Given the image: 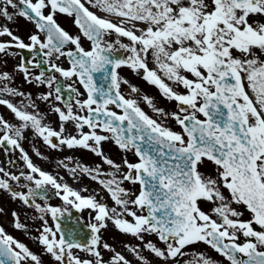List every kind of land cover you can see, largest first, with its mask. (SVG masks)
Wrapping results in <instances>:
<instances>
[{"label": "snow or ice", "instance_id": "6c2138e0", "mask_svg": "<svg viewBox=\"0 0 264 264\" xmlns=\"http://www.w3.org/2000/svg\"><path fill=\"white\" fill-rule=\"evenodd\" d=\"M58 14L73 18L80 35L66 31ZM17 18L34 26L26 38L9 27ZM0 19L7 22L0 56L19 58L11 71L7 59L0 66V106L16 120L0 115V151L19 152L24 165L8 159L0 166V191L35 213L40 226L29 238L41 249L0 225V264H43L44 255L52 264H218L190 254L198 243L227 264H264V0H0ZM122 68L155 86L174 110L158 107ZM17 74L46 91L33 99L13 86ZM37 100L58 128L45 123ZM29 131L53 150L98 157L94 166H70L72 157L58 166L74 182L100 185L111 205L100 191L85 195L87 187L34 164L22 146ZM105 143L123 153L120 163ZM50 191L62 206L48 202ZM70 208L89 213L86 242L60 223ZM11 218L15 230L29 233L17 211ZM109 223L139 241L124 245L133 259L103 240Z\"/></svg>", "mask_w": 264, "mask_h": 264}, {"label": "rangeland", "instance_id": "374dc122", "mask_svg": "<svg viewBox=\"0 0 264 264\" xmlns=\"http://www.w3.org/2000/svg\"><path fill=\"white\" fill-rule=\"evenodd\" d=\"M4 23H7V22L4 21L3 19H0V24H4ZM28 25H29V22L25 21L23 18H17L15 23L9 24V27L12 28L17 35H20L21 38H23V36L27 37L26 34H28L29 31H30ZM31 27H32V30H33V25H31ZM124 41L126 42V39ZM5 59L8 60V66L12 69L13 65L18 62L19 58L17 57L15 60H13L11 57H7ZM8 66H7V68H9ZM120 74H121V76L126 78V76L130 77L131 73L120 72ZM24 83L25 82L23 81V77L20 76L19 74H17V77L14 80V85L13 86L20 88V85L24 84ZM136 84L138 86H141V84L139 82H136ZM148 86H149V91H148L147 95L154 99V102H155V104L158 107L163 108L166 111L174 110V107H175L174 102L166 100L160 94L159 90L155 86L150 85V84H148ZM32 87H34L36 89V91H34L35 97L38 96L40 93L46 91V89L44 87H37L34 84L32 85ZM22 91H24V90H22ZM24 92L29 93L27 91H24ZM35 97H33V99H35ZM4 98L12 99L13 103H18V99L17 98H10V97H4ZM138 98H139V96H138ZM36 102L39 105L40 111L47 114V118L45 120V123H49L53 127H57L58 128V123H59L58 119H57L55 114H52V113L48 112L47 104H45V103H43L41 101H38V100ZM141 107L149 115H152L155 118V114L151 111V109H149L143 103V101H141ZM1 109H3V110H1ZM6 109H7L6 107L5 108L0 107V115H3L5 119H7V114H8ZM169 123H170L171 126L175 127L174 122L170 121ZM66 127H67L69 132H72V127L73 126L71 124H68ZM176 130H179V129L176 128ZM26 136H27V138L24 141H22V146H23L24 150L28 153V155L32 154L37 160L40 161V163H39L35 158L31 157V159H32L34 164H36L37 166H42V165L45 164L46 167H47L48 172H50L51 174L54 173V172H56L57 174L60 173L61 176L64 177L65 181L69 180L70 182L74 183L75 187H77V189H80L82 187L89 188V185L86 186V185L82 184L81 181L74 182L70 178V174L68 172H66L62 167L58 166V161L63 160L62 158H65V157L75 158V160L70 163V166H72V164H74L77 161L78 162H82L83 164H85V160L88 157V150L80 149V148H76V149H67V148H65L62 151H57V150H53V149L47 147L39 138H36L30 131L26 133ZM33 146L36 149H38L43 154L44 157L46 156V159H41V158L37 157L35 152H34V150H32V148H31ZM105 146H106V148L108 150H110V149L113 148L114 144L105 143ZM114 150H115V148H114ZM116 151L120 152V150H116ZM55 156H61L62 158L55 157ZM122 156H123V153H121V159H122ZM8 159H12V160L17 159L18 160L17 169L24 167L23 162L20 161V159H19V152H14L10 156H6L3 153V151H0V166H3L4 162L6 160H8ZM17 169H15V170L12 169V170L16 171ZM88 182H90L91 186H95L94 185V181L89 180ZM67 183L69 185H71L69 182H67ZM85 194H89V193H85ZM8 197L9 196H8V194L6 192L0 191V207L4 208L5 211L8 213L7 215L0 216V217H3V218H6L7 216L11 218V212H12L11 208L14 207V206H17V202L10 201ZM104 198H105V201L109 205H111L112 202L108 198L107 193H105V192H104ZM238 210L242 212V208H239ZM6 223L8 225L9 221H7Z\"/></svg>", "mask_w": 264, "mask_h": 264}, {"label": "flooded vegetation", "instance_id": "af4514ba", "mask_svg": "<svg viewBox=\"0 0 264 264\" xmlns=\"http://www.w3.org/2000/svg\"><path fill=\"white\" fill-rule=\"evenodd\" d=\"M57 21L59 24H64L67 28L66 31H68L72 35H80V30L78 27L73 23V18L68 17L66 15L58 14L57 15ZM114 39V37L112 38ZM83 46L85 48L89 47V43L85 40L83 42ZM123 54V53H121ZM65 65L67 67V63L65 62ZM127 68H122L121 70H125ZM136 188V189H135ZM134 188V191L138 189V185H136ZM53 197L49 199V203L52 204L53 206H62L63 201L59 200L55 195H52ZM34 214H23L21 218V222L26 224L28 228L30 229L29 233L26 235L22 231H17L13 227H8L5 230L19 239L21 242L25 243L28 245V247L33 251L36 252L37 254L41 253L40 247L35 243L32 239H30V236H35L37 233L35 232V229L40 226V222L38 220H33L32 216ZM67 216V221L68 222H80L83 223V231H84V242H86L91 233L90 229L87 227V223L89 221V213L87 210L85 211H78V212H68L65 214ZM64 216V217H65ZM244 219L249 218V214H244L243 215ZM151 239L155 242V237H151ZM103 240L110 244L112 247L116 249V251L121 252L124 254L128 259H133L131 254L125 251L124 245L125 244H130L132 246H136L139 241L136 240V238L130 236V235H125L121 234L119 231L115 229V227L109 223L108 228L106 230H103ZM190 254H196L203 252L207 256L212 257L214 260L218 261V264H227V261L224 260L223 257L219 256L216 252L211 250L207 245L203 243H198L194 246H192L190 249H188ZM145 256H149V253L146 251L143 253ZM83 255V254H81ZM105 258L107 259L111 254L105 252L104 253ZM151 258V257H150ZM43 264H52L51 258L47 255L42 256ZM133 264H135V261L133 260ZM153 264H160L159 260L153 259Z\"/></svg>", "mask_w": 264, "mask_h": 264}]
</instances>
